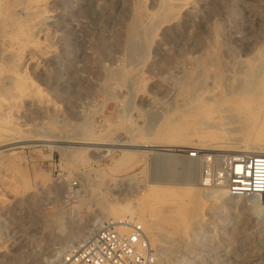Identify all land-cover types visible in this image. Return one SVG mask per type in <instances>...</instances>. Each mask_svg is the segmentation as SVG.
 <instances>
[{"label": "rangeland", "instance_id": "rangeland-1", "mask_svg": "<svg viewBox=\"0 0 264 264\" xmlns=\"http://www.w3.org/2000/svg\"><path fill=\"white\" fill-rule=\"evenodd\" d=\"M138 1L0 0L8 37L0 50L23 52L15 75L0 59L3 125L9 126L3 139L19 144L1 148L0 140V264H50L59 253L64 257L85 244L78 245L93 226L116 220L111 207L123 212L155 181L159 187L198 184L195 163L176 157L175 150H160L164 145L152 128L183 114L196 76L201 85L195 105L209 101L215 108L221 94L237 100L253 84L247 75L264 56V0H188L170 22L136 26L130 40ZM140 1L148 13L162 8V0ZM42 7L44 14L34 16L33 9ZM26 21L30 25L20 24ZM17 31L37 45L22 50ZM204 62L210 66L202 72ZM121 139L156 151L126 160L110 146ZM106 148L114 152L95 160V150ZM81 149H88L83 158ZM200 193L203 221L187 234L179 229L180 209L194 195L160 193L155 217H146L151 225L163 222L154 233L157 264H264L261 200L228 196L216 203Z\"/></svg>", "mask_w": 264, "mask_h": 264}, {"label": "bare ground", "instance_id": "bare-ground-1", "mask_svg": "<svg viewBox=\"0 0 264 264\" xmlns=\"http://www.w3.org/2000/svg\"><path fill=\"white\" fill-rule=\"evenodd\" d=\"M161 2H162V5L160 6V8L162 7L161 10L157 13H154V14L148 13L146 11V7L144 6L143 2H141L140 0L137 3H135L136 4L135 10H134L135 25H134V27H132V29L129 33L128 39L132 40L133 37H135V31L137 28L136 26H140L144 23L146 24V22H148V24L150 26H153L154 23L158 20L162 21L164 23L170 22L171 19L178 16L182 12V10L188 5V3H187L188 0H162ZM38 8L36 10H35V8L33 9L34 14H35L34 16H36V17H38V15H40L39 12H42L44 14V11L42 10L44 8L42 7L41 10H38ZM1 17L4 18V16H1ZM29 21L31 22L32 20L30 19ZM34 21H35V19H34ZM25 23H26V26L30 25V23H28L27 21L24 23H20V24L24 25ZM23 25H21V26H23ZM5 28H6V23L1 20L0 21V42H4L6 40V38H8L6 35V32H5ZM23 29H24V27H23ZM14 30H15V28L13 29V32L16 31V30L15 31ZM23 32H21V31L16 32L17 33L16 35L18 36V40H17L18 42L14 41L12 38L11 39L15 42V44L17 42L19 47L22 50H26L28 47H30L32 45L33 41H32V39H28L30 37L25 34L26 32H24V34H23ZM35 44L32 45V48H33V46H35ZM1 45L3 46L4 44H1ZM7 50H8V48H7ZM7 50L3 49V48H2V50H0V59L3 61L4 65L6 66V71L10 72L11 75H15L16 73H18L19 70L16 68V65H14V63L16 64V62L18 60H20L23 52L19 53V55H20L19 56V55H16L14 53H10ZM22 57H23V55H22ZM209 60L210 59H208V61ZM262 60H263L262 65L260 64L261 67L260 68L258 67V70H256V72H254V74H251L252 72L250 70L251 73H249V74H251V76L247 75V76L251 77L250 80L252 78H254V79H252L254 82L252 81L253 84L249 85V83L247 81L249 87L246 86L247 90L244 91L245 93H243V95H241L240 98H238L237 100H228V101L226 100L227 99L226 96L220 93L221 94L220 97H222L223 99H221V100L216 99L217 102L220 103V105L217 106L216 108L212 107V105L209 103V101L204 106H202L200 104L195 105L196 102L200 101L198 92L200 90L201 84H199L197 82L199 77L198 76L194 77L192 79L193 81L189 84V89L187 92L188 98L186 100L187 105H186V108L184 109V111L182 112L183 114L176 116V117L168 116L165 118L164 122L160 126H156L155 128H152V130H151V134L155 133V135L158 138V140L160 141V143L161 142L163 143L161 145H164L162 148H160V150H169V151L175 150L179 153L175 156L180 157L181 159L185 158V157L187 158L188 155L190 154V151L192 149H196V148H193L192 146H198L199 148H202V149L203 148L204 149H207V148L216 149V150H212V151L222 150L221 152H225V153H239L242 155H252V156L253 155H264V56L262 57ZM202 66L203 67H202L201 71L203 72L204 70L205 71L209 70L210 64H209V62H204ZM220 67H221V65H220ZM246 67L251 69L252 64L249 63V64H247ZM218 69H220V68H218ZM3 73L4 72L2 71V69H0V81L3 80V78H4ZM226 79H228V78H226ZM189 80H190V78H189ZM247 80H249L248 77H247ZM199 82H201V80ZM242 86H240V87H242ZM243 87H245V85ZM0 88H2V87H0ZM19 89H21V88H19ZM240 93H242V92H240ZM236 94H237V92H236ZM1 98H3V97H1ZM1 98H0V100H1L0 101V140L1 139L4 140L3 141L4 145L1 144V145H3V147H1V148H6V147L16 145L18 143H13L14 141L12 142L10 140L8 141L6 138L5 139L7 141L5 139H3L4 133L7 130L6 128L9 126L4 127V125L6 124L5 119H4L6 113H5V109L3 107V103H5V101L2 102L3 99H1ZM231 99H233V98H231ZM205 100H207V99H205ZM210 100L213 101L212 99H210ZM202 103H204V102H202ZM6 116H7V114H6ZM5 134H7V132ZM138 135H139L138 138L142 137V135H140V134H138ZM13 136H15V134H13ZM37 142L42 143L43 141H36L35 143H37ZM117 142H118L117 144H114V145L112 144L110 146L120 148L124 152V154L126 156L125 157L126 160H128L132 157L135 158L138 154L143 152L145 149H148V151H156V150H152L151 147H145L144 150H140V149H138V147H137V149H135L134 143L130 140L124 142V140L121 139V140H118ZM94 143L91 145H96ZM105 146L107 147L108 144L107 145L105 144ZM49 148H54V147L51 146ZM55 148H57V147H55ZM60 150H62L64 153H67L68 148L60 147ZM87 151H88V149H81V153H80L79 157L85 155ZM95 151H97L98 155H99V156L94 157V159L97 161L104 158L100 155L103 152H108L109 156L114 152L113 149H108V148L97 149ZM205 151H207V150H205ZM75 153H78V152L75 151ZM153 154H155V152ZM71 155H73V154H71ZM81 158H83V157H81ZM174 183H173V185H174ZM153 184L154 185L151 186V188H150L151 190L149 191V193L147 195H145L144 197H135L134 201H133V206H131V205L126 206V208H124L123 212L119 211L115 207H111L109 210L110 215H113L114 218L116 219V221L125 219V217L126 218L132 217L133 219H136L145 228L147 234L150 237V242H151L153 247L156 246L155 244L159 241L158 238L156 236H154V233L161 231L160 227H161V224L163 222H159L160 221L159 220L154 225H151V224H149L148 219L155 217L154 216V212H155L154 209L156 208L157 205H159L162 202V200H161L162 194L160 195L161 192H163V193L169 192L172 195V197H175V198H177V196L180 195V192L182 193V191H185L188 194L194 195V201L189 202V204H185V205L182 204L184 206H182V208L180 209L181 216H180V214H179V216L181 217V221L179 220L180 222L178 224H179L180 231L184 234H187V232L190 229L197 227L203 221L202 214L205 210V204H204V201L200 195L201 191L207 192L209 197L212 198L216 203H218L219 201L226 199L228 197V194L225 193L224 191L204 190L203 188H200L201 185L199 183V179H198V184L200 187L198 186V184H196L194 182L181 183V187H178V188L168 186V185H171L172 182L163 183L165 185L162 187L157 186L156 184H159V183L156 181ZM181 195H183V194H181ZM161 215L163 216V213ZM164 215H165V213H164ZM146 217H149V218H146ZM177 218L179 219L178 215H177L176 219ZM158 219H160V218H158ZM161 220L163 221V219H161ZM106 221H108V220H106ZM100 228L101 227H99L98 225L93 226V228L90 230V237H88L87 239L89 240L90 238H92L98 232V230ZM167 237H169V236H167ZM88 240H86L85 242H80L78 245H81L82 243H86ZM161 243H162V241H161ZM80 247L81 246H79L75 249H79ZM66 254L67 253L64 254V257ZM64 257L61 255V253H59L58 259L50 261V264H61Z\"/></svg>", "mask_w": 264, "mask_h": 264}, {"label": "built area", "instance_id": "built-area-1", "mask_svg": "<svg viewBox=\"0 0 264 264\" xmlns=\"http://www.w3.org/2000/svg\"><path fill=\"white\" fill-rule=\"evenodd\" d=\"M187 158L198 168L204 190L256 197L264 206V155L192 149ZM61 264H157V252L143 225L127 217L107 222L79 249L68 251Z\"/></svg>", "mask_w": 264, "mask_h": 264}]
</instances>
